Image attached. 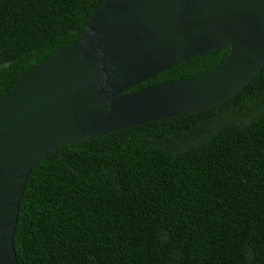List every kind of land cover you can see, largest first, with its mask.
Segmentation results:
<instances>
[{
  "label": "trees",
  "instance_id": "1",
  "mask_svg": "<svg viewBox=\"0 0 264 264\" xmlns=\"http://www.w3.org/2000/svg\"><path fill=\"white\" fill-rule=\"evenodd\" d=\"M104 0H0V96ZM227 44L127 91L217 68ZM17 264H264V65L200 111L59 146L28 174Z\"/></svg>",
  "mask_w": 264,
  "mask_h": 264
},
{
  "label": "water",
  "instance_id": "2",
  "mask_svg": "<svg viewBox=\"0 0 264 264\" xmlns=\"http://www.w3.org/2000/svg\"><path fill=\"white\" fill-rule=\"evenodd\" d=\"M227 44L214 70L127 91ZM264 65V0H104L83 32L0 96V264L35 162L53 149L228 100Z\"/></svg>",
  "mask_w": 264,
  "mask_h": 264
}]
</instances>
